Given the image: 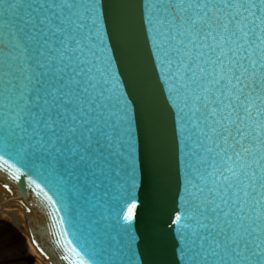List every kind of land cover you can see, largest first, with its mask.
I'll return each instance as SVG.
<instances>
[{
    "label": "snow or ice",
    "instance_id": "1",
    "mask_svg": "<svg viewBox=\"0 0 264 264\" xmlns=\"http://www.w3.org/2000/svg\"><path fill=\"white\" fill-rule=\"evenodd\" d=\"M0 4L26 82L8 114L21 163L39 161L47 175L65 181V191L81 196L98 186L82 181L79 170L115 176L123 211L136 199V144L131 108L103 39L101 0L48 5L63 18L59 25L47 17L40 22L63 38L44 41L35 60L39 72L24 46L34 40L25 31L32 5ZM143 9L149 55L167 85L164 101L175 108L173 132L183 150V207L173 221H183L181 258L264 264V0H144ZM123 228L131 253L130 226ZM192 248L197 251L188 255Z\"/></svg>",
    "mask_w": 264,
    "mask_h": 264
},
{
    "label": "water",
    "instance_id": "2",
    "mask_svg": "<svg viewBox=\"0 0 264 264\" xmlns=\"http://www.w3.org/2000/svg\"><path fill=\"white\" fill-rule=\"evenodd\" d=\"M32 5L28 12L33 22L25 29L34 36L24 42L29 61L36 71H41L39 59L44 41L53 37L52 25H59L61 12L49 8L60 0H24ZM103 39L115 68V75L127 99L132 114L136 144L135 201L125 204L123 211L116 203L115 176L103 177L92 170H79L80 179L98 187L84 196L65 191V181L47 175L39 161L21 163L18 132L13 128L8 114L13 110V100L26 83L18 65L19 49L12 33L4 27L5 20L0 4V177L12 189L22 194L36 215V243L55 264H79L84 258L88 264H186L181 258L183 241L178 232L180 224L174 223L177 212L183 207V150L179 135H174L175 108L166 106L167 85L160 76L155 57L150 58L151 40L147 25L142 26L144 0H101ZM67 11H63V16ZM30 29V32L28 31ZM83 67V65H82ZM25 136L24 143H30ZM16 144V151L11 145ZM26 147V146H25ZM55 153V149L48 150ZM19 152V156L17 155ZM57 156L59 154H56ZM67 156V153H65ZM74 159V158H73ZM110 203V207H109ZM134 203L135 207H131ZM131 207V220L126 215ZM120 213V219L117 214ZM103 217V219H101ZM34 219L29 226L34 227ZM99 225V226H98ZM109 225V227H103ZM123 225L130 226L133 236L131 253L127 251V235ZM115 238V239H113ZM189 249L188 255L196 252ZM77 252L81 255L77 256ZM192 264H213L200 256Z\"/></svg>",
    "mask_w": 264,
    "mask_h": 264
},
{
    "label": "rangeland",
    "instance_id": "3",
    "mask_svg": "<svg viewBox=\"0 0 264 264\" xmlns=\"http://www.w3.org/2000/svg\"><path fill=\"white\" fill-rule=\"evenodd\" d=\"M26 237L0 217V264H36Z\"/></svg>",
    "mask_w": 264,
    "mask_h": 264
},
{
    "label": "bare ground",
    "instance_id": "4",
    "mask_svg": "<svg viewBox=\"0 0 264 264\" xmlns=\"http://www.w3.org/2000/svg\"><path fill=\"white\" fill-rule=\"evenodd\" d=\"M12 206L14 208L3 209L5 206L0 205V217L12 222V224H14L15 226H21L26 235L28 233L27 228L30 218L26 217V215L24 214L25 212L21 206ZM37 258L38 262L36 264H46V262L42 261L39 257Z\"/></svg>",
    "mask_w": 264,
    "mask_h": 264
}]
</instances>
